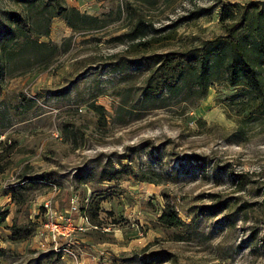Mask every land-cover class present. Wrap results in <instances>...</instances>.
I'll use <instances>...</instances> for the list:
<instances>
[{"label":"rangeland","instance_id":"obj_1","mask_svg":"<svg viewBox=\"0 0 264 264\" xmlns=\"http://www.w3.org/2000/svg\"><path fill=\"white\" fill-rule=\"evenodd\" d=\"M32 1L0 0V264H73L42 227L74 196L96 227L76 235L81 264H264V100L224 79L146 95L159 56L264 0ZM59 5L98 21L73 30ZM164 194L180 226L159 222Z\"/></svg>","mask_w":264,"mask_h":264},{"label":"trees","instance_id":"obj_2","mask_svg":"<svg viewBox=\"0 0 264 264\" xmlns=\"http://www.w3.org/2000/svg\"><path fill=\"white\" fill-rule=\"evenodd\" d=\"M43 1L31 2L33 8ZM46 6V4H45ZM247 9L242 16L223 8L220 21L225 35L208 41L191 52L168 53L159 56L156 67L146 81V95L157 97L163 91L175 93L181 85L191 80V89L198 91V98H206L209 89L217 81L224 79L231 88L246 89L250 104H263L264 100V12ZM53 18L64 20L73 30L86 29V21L97 23L95 17L82 14L76 8L59 5ZM16 37H24L22 26L18 25ZM139 27L132 33L133 40L144 37ZM183 83V84H181ZM259 99H261L259 103ZM102 115L104 109L96 108ZM6 169L3 150L0 149V174ZM159 222L166 228L181 225V219L175 205L168 195ZM94 202H92L91 208ZM6 217V213L2 215ZM16 229V228H15ZM18 230L15 240L22 241L25 229Z\"/></svg>","mask_w":264,"mask_h":264},{"label":"built area","instance_id":"obj_3","mask_svg":"<svg viewBox=\"0 0 264 264\" xmlns=\"http://www.w3.org/2000/svg\"><path fill=\"white\" fill-rule=\"evenodd\" d=\"M79 201V197L74 196L71 208L65 213L58 212L47 202V219L42 227L46 235L45 240L49 241L53 252L62 258H69L73 264H81V255L75 249L79 244L76 235L96 228L87 215H82ZM75 216H78V219H75Z\"/></svg>","mask_w":264,"mask_h":264},{"label":"crops","instance_id":"obj_4","mask_svg":"<svg viewBox=\"0 0 264 264\" xmlns=\"http://www.w3.org/2000/svg\"><path fill=\"white\" fill-rule=\"evenodd\" d=\"M80 242V241H79ZM85 260H87V258L85 259ZM85 260H84V263H85ZM83 262V261H82ZM83 264V263H82Z\"/></svg>","mask_w":264,"mask_h":264}]
</instances>
